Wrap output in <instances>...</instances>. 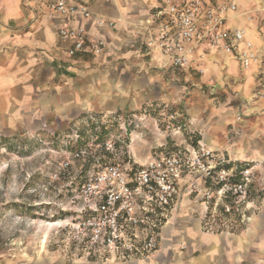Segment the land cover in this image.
Segmentation results:
<instances>
[{"label": "clouds", "instance_id": "clouds-1", "mask_svg": "<svg viewBox=\"0 0 264 264\" xmlns=\"http://www.w3.org/2000/svg\"><path fill=\"white\" fill-rule=\"evenodd\" d=\"M74 2L75 0H68V4ZM30 3L36 10V19L32 24L34 29L37 28V24L45 27L48 18L52 15L67 13L65 0H30ZM85 3L88 7H81L76 15L87 13V19L93 22L92 30L97 36H99L96 32L97 28L104 31L105 35L109 34L110 28L119 29V34L114 38L113 48L117 43L121 46L125 42L133 45L142 40L146 41L154 35L153 49H165L167 58L162 65H156L154 62L152 66H147L152 68L151 71L129 73L123 78V87L119 82L110 84L107 86V94L101 96V102L107 101L112 99L113 93L116 97L126 96L138 87L140 92L144 93V102L147 103L153 99L159 100L162 92L170 94L171 106L162 105L164 110L155 114L158 127L149 126L141 129L147 143L140 147L142 150L156 147L167 149L173 142H178L180 151L176 155L181 161L183 170L188 173L184 183L189 186L181 195L188 197L191 190L198 191V196L195 199H189L191 209L182 213L186 223L178 224L176 226L178 230L172 231L165 239L171 241L172 236H175L182 242V246H184L183 241L187 240L185 255L188 256L192 249V240L188 239L192 235L191 229H194L198 235L203 231L197 223L198 218L202 220L200 214L205 211L200 201L217 195L212 187H205L204 181L211 178L214 186L218 182L231 184L235 181L241 187L235 190L225 188L219 203L223 206L224 198L228 193L246 191L247 198L241 196L236 200V207L239 211H243L251 200L253 220L251 223L247 220L243 222L247 227L243 232H239V235L235 233L242 225L234 220L215 225V230L224 229L221 236L225 235L229 227L234 230L232 252L235 255L230 257L232 264H264V114L259 117V127H254L248 121L256 117L243 115L248 108L247 104L244 108L233 111V106L240 104L236 96L227 101L228 107L216 110V106L225 101V94L231 95L229 90L222 89L219 85L214 88L197 87L193 83L184 87L183 73L181 72L179 79L174 75L175 65L181 63V60L174 59L176 49L180 46L171 45L173 37L179 34L187 38L196 29L202 28L205 23L214 28L219 23V10L214 12L211 5L206 6V0H196L198 7L194 11L192 0H85ZM48 4H51V7H48ZM57 5H59V12ZM219 7L235 9V12H228L226 15L235 16L243 22V25L252 22L253 25L259 26L261 34H264V0H228V3H221ZM153 8L157 9L155 19L159 21L158 24H149V20L153 19L149 10ZM205 16L208 17L206 21L203 19ZM24 23V20L19 21L21 26ZM169 24L171 29L168 27ZM137 37L141 40H137ZM201 46L207 47L204 43ZM129 77H134L135 82L130 83ZM212 78L215 79V77ZM101 80L106 81V78L101 77ZM85 90L87 91V85ZM139 94L136 93L137 96ZM257 95L260 99L252 103L264 109V92ZM209 97H213L211 103ZM153 112L156 113L155 108ZM153 131H155V140H153ZM197 140L200 141L198 155L190 154L191 149L184 151L189 143H196ZM108 149L113 150V145L108 144ZM225 153L228 154L227 160H225ZM156 156V161L149 159L147 162L156 164L159 161L169 164L168 168L162 170L157 166L153 171L161 173L164 178L170 177L171 183V180L177 178L174 173L178 169L171 166L172 161L163 160L159 152ZM201 160L204 162L201 163ZM228 165L230 167L227 171L221 170ZM127 170L128 165H124L123 170L120 171L121 185L126 179L123 171ZM257 173L260 177L259 187L251 183L257 181ZM148 178H151V174ZM143 183L144 180L141 179V184ZM149 191L153 192L155 189L150 188ZM166 191L170 194L174 189L162 188L161 192L157 193L161 197V202ZM136 195L144 199L145 206L150 207L157 202L147 198V194L142 191L138 190ZM129 198L131 199V194ZM132 206L137 212L141 211L134 200ZM193 239L196 238L193 237ZM216 239L215 236H204L202 241L197 239L196 243L208 245ZM187 264H193V261L189 258Z\"/></svg>", "mask_w": 264, "mask_h": 264}, {"label": "rangeland", "instance_id": "rangeland-1", "mask_svg": "<svg viewBox=\"0 0 264 264\" xmlns=\"http://www.w3.org/2000/svg\"><path fill=\"white\" fill-rule=\"evenodd\" d=\"M256 27L260 33L256 44L263 54L259 68L244 70L239 66L238 70L229 73L225 70L222 74L213 73L204 56V61L197 65L203 68V73H197L193 67L188 70L190 77H185L182 72L183 86L193 83L197 87L214 88L219 85L229 90L231 95L226 93L225 101L218 104L216 110L228 107L227 101L233 96L240 100L239 105L233 106V111L245 104L261 107L252 103L260 99L257 93L264 92V34L259 26ZM180 74L174 73L177 79ZM245 88L248 99L241 94ZM131 98L134 95L125 98L126 108H98L68 114L58 122L52 117L51 122L32 130L20 128L0 133V264H72L82 257L76 254L71 241V224L84 204L79 196V184L99 168L97 161L100 164L114 161L122 166L129 162V165L132 162L139 164L164 148L142 150L140 146L147 141L141 129L158 127L155 114L164 110L162 105L171 106L170 94L162 92L159 100L147 103L143 98L135 106L130 105ZM212 100L213 97H209L210 103ZM87 136L84 154L91 156L73 158L77 145ZM197 143L200 141L188 145ZM108 144L113 145V150L108 149ZM173 146L175 150L180 148L178 142H173L168 149ZM63 162H68L66 169L62 168ZM248 204L250 207L246 208V205L245 208L252 212V201ZM225 221L233 219L230 216ZM231 231L233 229L229 227L226 233ZM85 260L83 257L82 261Z\"/></svg>", "mask_w": 264, "mask_h": 264}, {"label": "crops", "instance_id": "crops-1", "mask_svg": "<svg viewBox=\"0 0 264 264\" xmlns=\"http://www.w3.org/2000/svg\"><path fill=\"white\" fill-rule=\"evenodd\" d=\"M71 4H84L88 7L85 0H75ZM47 6L49 7V4ZM155 10L156 8L149 10L151 17ZM35 19L36 10L32 8L30 0H0V133L20 128L32 130L46 122H51L52 117L58 122V119L61 120L68 114L74 115L98 108L106 110L113 107L126 108L128 102L125 98L130 95H134L130 105L135 106L144 98V93L140 92L138 87L126 96L116 97L113 93L112 99L107 101L101 102V96L107 94V86L110 84L119 82L123 87V78L129 73L151 71L152 68L147 66H152L154 62L156 65H162L156 54L146 50L143 40L133 45L125 42L121 46L117 43L113 48L114 38L119 34V29L110 28L109 34L105 35L104 31L97 28L96 32L99 33L97 36L92 30L91 20L77 19L73 24L84 23L89 38H100L107 42L108 52L101 56L68 57L65 53L67 43L59 38L57 32L64 23V18L58 14L52 15L48 18L45 27L37 24V28L34 29L32 24ZM21 20L25 21L22 26L19 24ZM239 24L243 25L240 19ZM244 26L247 29V37L261 50L256 44L257 36L260 34L257 27H253L251 23ZM136 39L141 40L140 37ZM205 56L210 72L222 74V70L228 72L239 68V63L233 56L218 50H207ZM196 68L197 65H194L192 69L196 71ZM176 71L183 72L185 77L191 76L190 71L181 69ZM101 77H105L106 81H102ZM129 82L134 83V77H129ZM136 93H140L139 96ZM241 94L244 99H248L246 88ZM161 96L162 94L159 99ZM262 113L261 107H248L243 115L256 117L248 122L254 127H259V117ZM229 126L231 127V124ZM174 150L175 146L169 149L163 148L158 152L166 154ZM156 153L154 152L155 156ZM225 158L228 159L227 153ZM259 179L257 173V181L251 183L259 187ZM184 192L185 187H181L168 221L162 228L160 244L153 259L158 264H187L189 258L193 264H232L230 257L235 255L232 252L234 230L221 236L204 231L198 235L194 229H191L192 235L188 239L192 240V249L188 256L185 255L187 240L183 241L184 246H182V242L175 236H172L171 241L165 239L172 231L178 230L176 227L178 224L186 223L182 213L191 209L189 199H195L196 196L188 193V197H184L181 195ZM200 204L204 208L202 201ZM249 207L250 204H247L246 208ZM246 208L244 214L251 223L253 213L248 212ZM203 215L204 212L200 214L202 220L197 219L200 228ZM231 217L242 225L235 233L239 235V232H243L247 227L243 224L245 219L239 213ZM204 236H215L217 239L208 245L197 244L196 240L202 241ZM82 260L83 257H79L72 264H109ZM151 262L152 260L148 259L111 264H151Z\"/></svg>", "mask_w": 264, "mask_h": 264}, {"label": "built area", "instance_id": "built-area-1", "mask_svg": "<svg viewBox=\"0 0 264 264\" xmlns=\"http://www.w3.org/2000/svg\"><path fill=\"white\" fill-rule=\"evenodd\" d=\"M221 3H228V0H206V6L211 5L213 11L219 10V23L213 28L207 23L202 28L185 38L183 35L173 37L170 42L172 46L179 45L175 52L174 59H180L181 63L176 64V69L188 71L194 65L201 64L204 61L205 52L207 50H218L226 55L233 56L244 69L252 67H260L262 52L256 47L254 42L247 37V29L239 24V19L233 15H226L228 12H235V9L221 8ZM67 13L60 15L64 18V23L58 28V36L67 43L65 53L68 57L75 58L84 55L101 56L109 50L107 42L100 38H89L84 23L78 25L73 24L77 19L80 21L87 19V13L84 15H76L81 7L87 8L86 5L68 4L65 0ZM51 7V4H49ZM198 7L196 0H192L193 11ZM59 12V5H57ZM157 9L153 12V19L149 20V24L159 21L155 19ZM192 13H190L191 15ZM206 21L207 16L203 17ZM191 26V25H190ZM171 29V25H168ZM152 38L143 41L148 52L157 55L158 60L163 64L167 58L165 49H153ZM204 43L207 47L201 46ZM183 53V55H182ZM186 61V62H184ZM197 73H203V68L197 66ZM264 114V111L263 113ZM198 145H188L184 151L191 149L192 155H198ZM85 149L76 150L72 153L73 158L83 157ZM180 148L161 154L163 160L172 161V167L178 170L174 173L177 177L171 180L170 177L164 178L161 173L154 172L155 167L165 169L169 164L160 163L149 164L147 161L139 164L130 162L128 170L123 171L126 177L123 184L120 183V171L123 166L117 162H109L100 164L99 168L91 175L87 176L78 188L79 196L83 199L84 204L79 208V216L71 224L72 236L71 241L73 249L78 256L85 257L88 260L100 263H121L133 260L146 261V257L151 259V264H158L153 259L157 251L163 226L167 223L169 213L180 193L181 187L188 189V184L184 183V178L188 175L181 166V161L176 153ZM157 160V156L150 158ZM227 160V158H225ZM204 161L201 160V163ZM62 168L68 167V162H63ZM230 165L223 167L221 170L227 171ZM151 174V178H148ZM141 179L144 183L141 184ZM163 180V184H161ZM205 187H212L217 195L211 199L201 200L204 205V215L202 229L204 232L213 233L224 229L215 230V225L225 222L235 213L242 215V218L248 219L243 211H239L236 207V200L241 196L247 198V192L228 193L224 198L223 206L219 203L221 194L225 188L239 189L241 185L238 182L220 183L213 185L211 178L204 181ZM155 189L150 192L149 189ZM171 188L170 194L167 191L163 194V200L157 193L161 189ZM142 191L147 194V198L157 201L150 207L145 206L144 199L138 198L136 193ZM131 194V199L129 195ZM189 194L198 196V191L189 190ZM140 206L141 211L137 212L132 206V201ZM127 205V206H126ZM221 218H223L221 220ZM207 225V228H205Z\"/></svg>", "mask_w": 264, "mask_h": 264}, {"label": "trees", "instance_id": "trees-1", "mask_svg": "<svg viewBox=\"0 0 264 264\" xmlns=\"http://www.w3.org/2000/svg\"><path fill=\"white\" fill-rule=\"evenodd\" d=\"M93 126H94V125H93ZM92 134H93V133H91V137L93 136ZM88 136H89V135H88ZM88 136L86 137V139H85L84 141L81 142V144L79 143V145H77V147H76L77 150L85 149V147H86V143H87V141H88ZM97 139H98V138H97ZM97 139H96V140H97ZM96 140H95V144H96ZM94 155H96V154H94ZM94 155H93V156H94ZM98 155L100 156L101 154H98ZM86 156H87V157H90L91 154H86ZM99 162H100V161H99Z\"/></svg>", "mask_w": 264, "mask_h": 264}]
</instances>
